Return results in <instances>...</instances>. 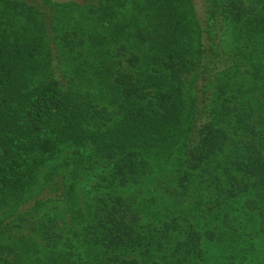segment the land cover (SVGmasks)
<instances>
[{"label":"trees","instance_id":"16d2710c","mask_svg":"<svg viewBox=\"0 0 264 264\" xmlns=\"http://www.w3.org/2000/svg\"><path fill=\"white\" fill-rule=\"evenodd\" d=\"M0 264H264V0H0Z\"/></svg>","mask_w":264,"mask_h":264},{"label":"rangeland","instance_id":"374dc122","mask_svg":"<svg viewBox=\"0 0 264 264\" xmlns=\"http://www.w3.org/2000/svg\"><path fill=\"white\" fill-rule=\"evenodd\" d=\"M146 191H148V194H146V196H144L145 204L153 203V206L156 209L155 213L166 212L167 210L175 208L173 206H178V205L184 206V200L180 201V202H176V201H174L175 198H171L170 196H168L166 193L162 192L159 189H156V190L155 189H153V190L147 189ZM258 242H259V245H258V248H259L261 243L259 240H258ZM251 253H255L254 254V258H255L256 253H258V252L252 251Z\"/></svg>","mask_w":264,"mask_h":264}]
</instances>
